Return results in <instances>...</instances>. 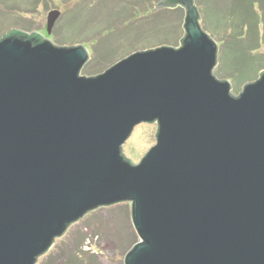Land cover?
Segmentation results:
<instances>
[{
    "label": "water",
    "instance_id": "1",
    "mask_svg": "<svg viewBox=\"0 0 264 264\" xmlns=\"http://www.w3.org/2000/svg\"><path fill=\"white\" fill-rule=\"evenodd\" d=\"M177 48L140 50L82 76L84 45L0 39V264H37L88 214L131 204L124 264H264V71L239 95L214 75L218 43L196 0ZM61 12L48 16L47 32ZM156 124L138 164L123 146Z\"/></svg>",
    "mask_w": 264,
    "mask_h": 264
},
{
    "label": "rangeland",
    "instance_id": "2",
    "mask_svg": "<svg viewBox=\"0 0 264 264\" xmlns=\"http://www.w3.org/2000/svg\"><path fill=\"white\" fill-rule=\"evenodd\" d=\"M160 1L0 0V39L17 29L40 33L59 46L84 45L90 60L81 75L95 76L134 52L180 46L186 12L181 7L158 10ZM196 1L203 30L222 44L214 75L229 81L232 93L239 95L264 71V0ZM54 10L61 15L48 34ZM156 133V124L138 125L123 146L126 158L140 163L156 144ZM138 241L131 204L120 203L72 225L37 264H124Z\"/></svg>",
    "mask_w": 264,
    "mask_h": 264
},
{
    "label": "trees",
    "instance_id": "3",
    "mask_svg": "<svg viewBox=\"0 0 264 264\" xmlns=\"http://www.w3.org/2000/svg\"><path fill=\"white\" fill-rule=\"evenodd\" d=\"M257 1H258V0H257ZM259 2L261 3V1H259ZM243 24L245 25V22H243ZM218 43H219V42H218ZM219 45L221 46L222 44L219 43ZM253 61H257V62H259V60H253ZM249 62H252V61H249ZM243 67H245V66H242L241 69H242ZM135 244H136V243H134V244L132 245V247H133ZM132 247H131V248H132ZM131 248H130V249H131Z\"/></svg>",
    "mask_w": 264,
    "mask_h": 264
}]
</instances>
